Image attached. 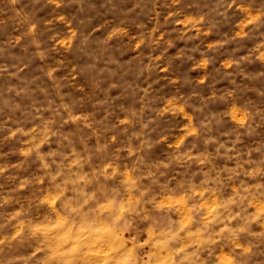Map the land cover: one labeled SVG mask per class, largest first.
Returning <instances> with one entry per match:
<instances>
[{"label":"clouds","instance_id":"obj_1","mask_svg":"<svg viewBox=\"0 0 264 264\" xmlns=\"http://www.w3.org/2000/svg\"><path fill=\"white\" fill-rule=\"evenodd\" d=\"M0 264H264V0H0Z\"/></svg>","mask_w":264,"mask_h":264}]
</instances>
